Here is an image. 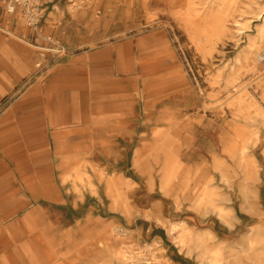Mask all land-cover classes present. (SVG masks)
Returning <instances> with one entry per match:
<instances>
[{
	"label": "crops",
	"instance_id": "0c3cea01",
	"mask_svg": "<svg viewBox=\"0 0 264 264\" xmlns=\"http://www.w3.org/2000/svg\"><path fill=\"white\" fill-rule=\"evenodd\" d=\"M59 22L60 12L48 6L43 33L52 35ZM54 36L67 47V57L48 53L43 58L46 40L7 14L0 2V264H14L5 255L12 250L21 254L20 264L52 261L51 221L48 228L40 227L42 214H50L52 204L69 206L72 226L95 221L125 230L128 244L141 250V264H200L194 255L180 251L170 232L173 223L195 230L192 217H182L184 212L167 204L170 198L154 174L150 188L149 176L135 168L137 150L145 144L137 145V138L148 134L139 132L138 125L143 129L153 122L147 117L139 123L133 113L118 115L124 82L131 85L133 99L137 93L134 60L124 69L119 52L115 63L114 48L83 51L81 45L89 40ZM143 159V165L154 167L150 150ZM78 166L85 167L95 187V193L88 187L81 198L62 181L63 174ZM100 174L134 187L128 193L130 215L112 207ZM203 220L208 226L202 230L217 236L211 216ZM97 234L88 232L84 243Z\"/></svg>",
	"mask_w": 264,
	"mask_h": 264
},
{
	"label": "rangeland",
	"instance_id": "374dc122",
	"mask_svg": "<svg viewBox=\"0 0 264 264\" xmlns=\"http://www.w3.org/2000/svg\"><path fill=\"white\" fill-rule=\"evenodd\" d=\"M48 4L61 17V22L52 27L53 36L56 33L66 40H89L81 45L83 51L114 48L115 63L119 52L118 62L124 69L132 67L134 60L137 93L133 99L129 92L131 85L124 82L118 115L128 117L133 113L139 123L151 118V125L143 129L138 125L139 132L148 134L139 135L137 145L151 142L153 129L172 125L178 159L183 171L192 173L191 189L203 174L207 178L204 182L216 190L217 199H228L226 205L234 209L237 221L231 229L211 216L210 221L219 232L217 236L214 234L213 243L222 241L230 247L238 246L255 225L261 227L260 236L264 239V128L261 143L252 150L260 167L256 186L260 215L242 211L240 172L226 152L235 137L234 130L245 124L246 118L264 120V57L254 62L264 52V40L259 42L258 51L252 53L248 48L260 27H264V2L248 0V7L235 13L228 32L206 37L202 34L206 26L195 25L193 21L201 14L202 19L206 12L185 5L170 7L167 0H52ZM217 163L225 165L228 183L223 181ZM153 171L159 185L160 165L154 162ZM63 183L72 185L73 189L67 191L80 198L88 187L95 193L84 166L75 167ZM133 189L130 185L124 187L128 206V193ZM60 192L64 195L65 190ZM191 196L194 198L193 193ZM167 204L184 212L182 217H192L197 233L208 226L204 217L188 209L187 202L180 209L172 198ZM69 213V206L52 204L50 214L48 211L46 216L42 214L40 227L48 228L50 221L52 225V261L46 264H128L112 260L114 251L128 252L136 258L133 264L143 262L141 250L128 244L127 232L119 226L95 221L72 226ZM92 230L98 234L89 244L84 243L86 234ZM98 243L103 244L101 251L96 247ZM86 248L91 252H84ZM5 255L13 258L14 264H20V253L12 250Z\"/></svg>",
	"mask_w": 264,
	"mask_h": 264
},
{
	"label": "bare ground",
	"instance_id": "6f19581e",
	"mask_svg": "<svg viewBox=\"0 0 264 264\" xmlns=\"http://www.w3.org/2000/svg\"><path fill=\"white\" fill-rule=\"evenodd\" d=\"M167 1L170 7L185 5L188 9L199 7V12H206L202 19H200L201 14L193 20L195 25L206 26L202 32L205 37L209 34L219 35L228 32L229 23L235 18L237 10L244 9L249 5L248 0ZM261 1L264 2V0ZM260 16L261 14H259V18ZM189 25H193V23L191 22ZM263 40L264 27H260L258 34L250 42L249 51L252 53L258 51L259 42ZM263 57L264 52L258 54L254 62L258 63ZM245 120V124L239 125L234 130L235 137L226 152L236 163L240 172L238 174L241 176L239 182L242 197L241 209L254 216L260 215V209L256 202L259 198L256 186L260 181V167L252 155V150L261 143L264 120H258L254 116H249ZM172 131V125L167 129H156L151 142L138 148L135 168L140 173L149 176L150 188H153V167L143 165V153L150 150L154 162L160 165V190L166 197L174 200L178 209L182 207L183 202H187L191 212L204 218L215 216L222 224L231 229L234 228V223L237 221L234 209L226 205L228 199L219 197L217 199L216 190L210 183L204 182L207 178L203 174L191 189L192 173L189 170L183 171L184 166L179 161L176 152L177 140L172 135ZM217 165L222 169L223 181L228 183L230 179L225 172V165L222 163H217ZM238 174H235V177H238ZM62 179L66 181L68 174H63ZM100 181L106 183L107 194L113 201L112 207L115 210L121 209L130 215L131 211L126 200V191H124V187H128V185L122 182L124 185L122 186L121 179L115 176L106 178L103 174H100ZM190 192L194 194V198ZM113 231L116 230L113 229ZM170 232L180 251L190 256L196 254L200 264H246L245 261L247 264H264V239L260 236L261 227L259 225L252 226L243 241L238 246L231 247L222 241L213 243L215 235L210 230H201L197 233L184 223H173ZM99 247H103V244L100 243ZM135 259L125 251L112 252V260L118 263L133 264L132 260ZM7 260L11 262L13 258Z\"/></svg>",
	"mask_w": 264,
	"mask_h": 264
},
{
	"label": "built area",
	"instance_id": "2783aa9c",
	"mask_svg": "<svg viewBox=\"0 0 264 264\" xmlns=\"http://www.w3.org/2000/svg\"><path fill=\"white\" fill-rule=\"evenodd\" d=\"M0 2L7 14L16 16L26 27L30 28L35 33V36L37 35L42 40H46L49 46L42 49L41 53L43 58H45L48 53H52L57 57H65L68 55L67 48L58 37L45 35L42 30L45 12L47 10L46 4L52 2V0H0ZM37 66L41 67V63Z\"/></svg>",
	"mask_w": 264,
	"mask_h": 264
}]
</instances>
